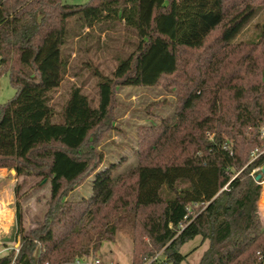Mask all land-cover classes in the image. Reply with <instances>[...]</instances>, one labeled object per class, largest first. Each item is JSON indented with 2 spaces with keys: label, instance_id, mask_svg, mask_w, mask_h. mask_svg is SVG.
<instances>
[{
  "label": "trees",
  "instance_id": "trees-1",
  "mask_svg": "<svg viewBox=\"0 0 264 264\" xmlns=\"http://www.w3.org/2000/svg\"><path fill=\"white\" fill-rule=\"evenodd\" d=\"M30 1L35 6L23 11ZM241 6L229 13L226 0H90L82 5L28 0L0 18V77L7 75L15 91L0 104V169L49 187L42 222L26 232L20 186H15L19 248L1 257L0 264H72L94 255L125 226L135 244L132 264H145L156 250H163L168 264H180L186 258L180 249L196 237L208 241L198 264L263 263L264 226L257 207L262 188L251 173L264 165V153L252 162L251 153L264 148V71L252 54L263 53L264 40L246 46L241 62L217 54L220 48L229 50L256 16L258 6ZM46 11L53 12L58 26L40 40L39 14ZM18 14L26 16L17 30L1 28ZM70 19L89 30L121 25L136 44L118 61L111 79L95 72V106L72 86L57 112L53 93L68 68L64 46ZM219 28L213 52L208 39ZM195 51L202 54L191 61V75L182 71L181 56ZM257 71L259 83L242 84L241 75ZM175 77L185 79L177 127L162 125L159 143L124 174L113 177L116 165L98 170L101 157L93 146L111 125L116 87H156ZM90 174L91 196L68 202L67 194Z\"/></svg>",
  "mask_w": 264,
  "mask_h": 264
},
{
  "label": "rangeland",
  "instance_id": "rangeland-1",
  "mask_svg": "<svg viewBox=\"0 0 264 264\" xmlns=\"http://www.w3.org/2000/svg\"><path fill=\"white\" fill-rule=\"evenodd\" d=\"M24 1L28 0H0V18ZM59 1L62 4L82 5L90 0ZM226 2L229 13L233 11L235 5L239 9L242 7L241 4L249 3L258 6L256 16L232 40L230 49L223 51L219 47L217 53L220 52V56H223L227 62L231 60L241 62L242 56L249 52L250 47L246 46L258 44L261 39L264 40V0H226ZM34 6L35 1H30L23 11ZM39 15L42 17L44 25L38 38L43 40L58 25L52 11H46ZM20 16L18 14L13 17L14 20H7L1 28L10 31L17 30L16 25H20V21L26 15L20 14ZM67 26L69 36L64 46V54L68 59V68L60 88L53 93L52 104L57 112L68 99L72 86L79 87L95 106L98 101L97 84L99 81L95 72H98L102 77L111 79L118 61L128 57L134 51L136 44V38L126 32L121 25H103L100 29L96 26L89 30L70 19ZM220 32L221 28L217 29L208 39V47L212 51L217 49L219 43L217 38ZM200 54H202L201 51L182 53V71L194 75L191 61L199 58ZM252 54L260 72L262 70L263 73L264 51ZM260 72L257 71L254 75L243 73L245 76L241 75L243 77L242 84L259 83L262 77ZM170 82L177 83V87L174 88ZM170 82L167 81L156 87H116L111 110V125L100 131L96 137L97 142L93 146L96 154L101 157V163L96 164L98 170L116 165L113 177L116 178L124 174L143 161L144 156L151 153L149 149L159 143L162 125H166L168 128L177 127L178 112L185 93V79L175 77ZM14 94L15 91L9 84L8 76L2 75L0 77V104L8 102ZM146 149L147 151H145ZM1 170L4 172L0 174V209L4 212L0 215V232H2L0 241L5 246L13 248L19 244L18 239L14 237L15 217L14 222L12 220V213L15 215V186H20L18 201L22 208L23 227L26 232L42 222L49 201V187L48 184H40L39 179L21 178L17 177L13 170ZM92 179L93 174L84 177L80 184L67 194L66 200L78 202L88 199L92 194ZM263 193L264 190L261 192L257 207L264 226ZM142 240L149 245L145 238ZM207 247L208 241L202 242L200 237L189 241L180 249V253L186 256L180 264H198ZM134 248L131 228L125 226L116 232L112 242H104L101 249L94 255L79 258L85 264H91L97 259L101 264H132ZM154 253V256L157 257L155 264H168L165 261L163 250H156ZM152 262L151 259L145 264Z\"/></svg>",
  "mask_w": 264,
  "mask_h": 264
},
{
  "label": "built area",
  "instance_id": "built-area-1",
  "mask_svg": "<svg viewBox=\"0 0 264 264\" xmlns=\"http://www.w3.org/2000/svg\"><path fill=\"white\" fill-rule=\"evenodd\" d=\"M260 138H261V139H264V126L260 129ZM263 153H264V148H263L262 151H253V152L251 153V162H252L253 160L257 159V158H258L260 155H262ZM260 168H261V167H260ZM260 168L255 169V170L251 173V175H252L254 181H255V177H256L255 173H258V174H259V173H260ZM255 182H256V181H255ZM256 184H258L259 186H261V188H262V190H263V189H264V176H262L261 179H260L258 182H256ZM18 248H19V244H17V245H16L15 247H13V248H9V247L5 246V244L2 243V242L0 241V258L3 257V256H5V255H7L8 252H9L10 250H14L15 253L17 254V253H18ZM6 253H7V254H6ZM257 255H258L260 258H262V257L260 256L259 253H257ZM152 261L156 262V261H157V257L153 258ZM72 264H85V263L82 262V259H80V258H79V259L76 258V259L73 261ZM91 264H101V262L97 259V260H94ZM262 264H264V260H263V263H262Z\"/></svg>",
  "mask_w": 264,
  "mask_h": 264
},
{
  "label": "water",
  "instance_id": "water-1",
  "mask_svg": "<svg viewBox=\"0 0 264 264\" xmlns=\"http://www.w3.org/2000/svg\"><path fill=\"white\" fill-rule=\"evenodd\" d=\"M262 176H264V165L261 166L260 173L256 175L255 181L258 182L261 179Z\"/></svg>",
  "mask_w": 264,
  "mask_h": 264
},
{
  "label": "crops",
  "instance_id": "crops-1",
  "mask_svg": "<svg viewBox=\"0 0 264 264\" xmlns=\"http://www.w3.org/2000/svg\"><path fill=\"white\" fill-rule=\"evenodd\" d=\"M3 212H4V211H1V212H0V215H2ZM14 217H15V215L12 213V220H13V222H14ZM0 233H2V232H0ZM3 233H7V232H3Z\"/></svg>",
  "mask_w": 264,
  "mask_h": 264
},
{
  "label": "bare ground",
  "instance_id": "bare-ground-1",
  "mask_svg": "<svg viewBox=\"0 0 264 264\" xmlns=\"http://www.w3.org/2000/svg\"><path fill=\"white\" fill-rule=\"evenodd\" d=\"M264 190V189H263ZM2 210L0 209V212H1Z\"/></svg>",
  "mask_w": 264,
  "mask_h": 264
}]
</instances>
